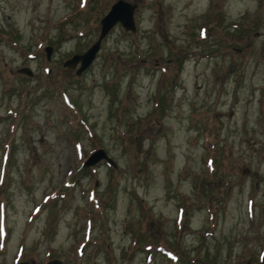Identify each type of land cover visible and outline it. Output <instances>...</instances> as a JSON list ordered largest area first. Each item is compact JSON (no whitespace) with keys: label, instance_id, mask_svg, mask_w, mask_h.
Wrapping results in <instances>:
<instances>
[{"label":"rangeland","instance_id":"374dc122","mask_svg":"<svg viewBox=\"0 0 264 264\" xmlns=\"http://www.w3.org/2000/svg\"><path fill=\"white\" fill-rule=\"evenodd\" d=\"M113 1L0 0V264H263L264 0H127L76 75Z\"/></svg>","mask_w":264,"mask_h":264},{"label":"water","instance_id":"95a60500","mask_svg":"<svg viewBox=\"0 0 264 264\" xmlns=\"http://www.w3.org/2000/svg\"><path fill=\"white\" fill-rule=\"evenodd\" d=\"M135 7V3L127 0H114L110 3L106 12L98 19L99 29L95 40L90 43L82 52L72 53L69 57L62 61L63 66L74 68L76 75H79L83 69H85L95 58L99 48L100 39L105 35L108 29L116 22L125 30L133 31L135 28L132 11ZM52 46L45 44L43 51L45 57L48 59ZM17 72H21L27 75H31L32 71L28 66H20L16 68ZM105 159L111 165H114L112 159L106 154L105 150L101 147L93 149L81 162V167L85 168L97 163L99 160ZM260 260L264 264V255L260 256ZM59 260L53 258L48 260L45 264H58ZM17 264H28L27 261L22 260ZM246 264H249L247 261Z\"/></svg>","mask_w":264,"mask_h":264},{"label":"trees","instance_id":"16d2710c","mask_svg":"<svg viewBox=\"0 0 264 264\" xmlns=\"http://www.w3.org/2000/svg\"><path fill=\"white\" fill-rule=\"evenodd\" d=\"M83 171V170H82ZM84 172H85V170H84Z\"/></svg>","mask_w":264,"mask_h":264}]
</instances>
